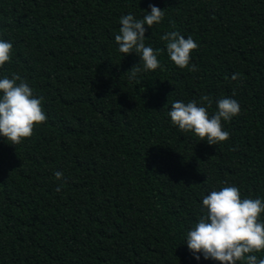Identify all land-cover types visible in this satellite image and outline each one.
Returning <instances> with one entry per match:
<instances>
[{"label": "trees", "instance_id": "trees-1", "mask_svg": "<svg viewBox=\"0 0 264 264\" xmlns=\"http://www.w3.org/2000/svg\"><path fill=\"white\" fill-rule=\"evenodd\" d=\"M150 4L161 67L130 79L142 61L114 37ZM169 31L199 45L197 71L169 59ZM0 39L13 44L0 78L26 79L47 116L20 144L0 136V264H220L184 241L210 191L264 200V0H0ZM223 97L240 114L217 145L168 116L192 100L211 116Z\"/></svg>", "mask_w": 264, "mask_h": 264}, {"label": "clouds", "instance_id": "clouds-1", "mask_svg": "<svg viewBox=\"0 0 264 264\" xmlns=\"http://www.w3.org/2000/svg\"><path fill=\"white\" fill-rule=\"evenodd\" d=\"M149 7L151 11H147L142 19L135 18L131 13L121 16L119 34L114 37L121 53L135 52L142 61V68L139 64L131 68L130 79L141 71H154L161 67L157 58L160 50L146 46L144 41L145 25L151 28L159 24L164 18V11L154 4ZM160 39L166 42L167 55L177 67L191 72L198 70L195 64L190 65L191 54L199 47L191 36L185 38L178 31H169ZM12 51L13 44L0 39V67L11 60ZM238 76L234 73L231 79L236 80ZM206 101L207 96L201 98V104ZM208 106H211L210 102ZM239 114L240 104L229 97L217 101V111L211 116L207 107L198 105L196 100L173 102L168 112L174 126L182 132L194 133L200 141L209 145L229 139L230 133L224 130L222 121H229ZM46 120L42 97L33 94L26 79L18 73H13L11 78H0V136L13 145L20 144ZM54 175L57 180L63 179L62 171H56ZM61 188L62 185H57L55 191ZM201 212L187 231L184 241L196 260L202 254L204 259L219 261L220 264H264V258L254 254L264 251V221L261 220L264 200L242 198L237 186L227 185L203 196Z\"/></svg>", "mask_w": 264, "mask_h": 264}]
</instances>
